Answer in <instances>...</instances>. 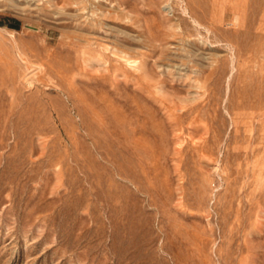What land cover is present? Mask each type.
Segmentation results:
<instances>
[{"label":"rangeland","instance_id":"1","mask_svg":"<svg viewBox=\"0 0 264 264\" xmlns=\"http://www.w3.org/2000/svg\"><path fill=\"white\" fill-rule=\"evenodd\" d=\"M0 264H264V0H0Z\"/></svg>","mask_w":264,"mask_h":264}]
</instances>
